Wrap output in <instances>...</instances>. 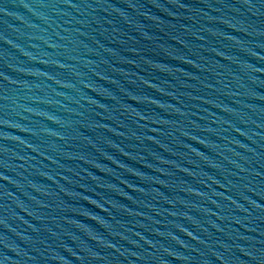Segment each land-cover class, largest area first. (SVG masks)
<instances>
[{
  "label": "water",
  "instance_id": "95a60500",
  "mask_svg": "<svg viewBox=\"0 0 264 264\" xmlns=\"http://www.w3.org/2000/svg\"><path fill=\"white\" fill-rule=\"evenodd\" d=\"M0 264H264V0H0Z\"/></svg>",
  "mask_w": 264,
  "mask_h": 264
}]
</instances>
